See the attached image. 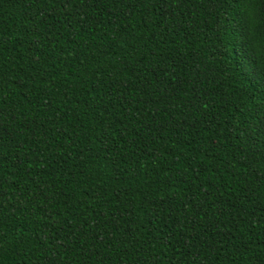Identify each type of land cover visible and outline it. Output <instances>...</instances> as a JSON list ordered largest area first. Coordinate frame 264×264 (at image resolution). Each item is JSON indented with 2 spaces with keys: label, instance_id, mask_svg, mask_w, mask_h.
Masks as SVG:
<instances>
[{
  "label": "trees",
  "instance_id": "obj_1",
  "mask_svg": "<svg viewBox=\"0 0 264 264\" xmlns=\"http://www.w3.org/2000/svg\"><path fill=\"white\" fill-rule=\"evenodd\" d=\"M227 0H0V264H264V72Z\"/></svg>",
  "mask_w": 264,
  "mask_h": 264
},
{
  "label": "snow or ice",
  "instance_id": "obj_2",
  "mask_svg": "<svg viewBox=\"0 0 264 264\" xmlns=\"http://www.w3.org/2000/svg\"><path fill=\"white\" fill-rule=\"evenodd\" d=\"M241 15L243 30L242 51L251 53L264 72V0H227Z\"/></svg>",
  "mask_w": 264,
  "mask_h": 264
}]
</instances>
